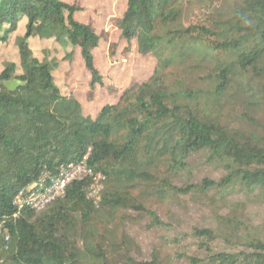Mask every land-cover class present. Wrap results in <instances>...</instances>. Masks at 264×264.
Instances as JSON below:
<instances>
[{
  "label": "trees",
  "instance_id": "obj_1",
  "mask_svg": "<svg viewBox=\"0 0 264 264\" xmlns=\"http://www.w3.org/2000/svg\"><path fill=\"white\" fill-rule=\"evenodd\" d=\"M80 11L64 0H0V45L24 29L21 74L15 62L0 73V224L9 234L0 264H167L158 252L134 258L140 248L120 226L151 218L160 227L154 206L177 197L199 199L215 220L193 228L191 264H264V223L250 227L246 216L264 205V0H127L121 38L156 66L94 117L29 48L32 38L66 37L90 89L104 87L94 57L101 36L76 19ZM11 79L25 85L9 91ZM200 154L223 170L218 180L189 178ZM86 156L104 177L98 204L85 179L47 209L15 217L20 189ZM233 189L248 199L230 204Z\"/></svg>",
  "mask_w": 264,
  "mask_h": 264
},
{
  "label": "rangeland",
  "instance_id": "obj_2",
  "mask_svg": "<svg viewBox=\"0 0 264 264\" xmlns=\"http://www.w3.org/2000/svg\"><path fill=\"white\" fill-rule=\"evenodd\" d=\"M64 1L80 6L82 11L76 14V19L92 24L101 36L94 57L104 87L98 85L95 90L90 89L91 77L84 67L80 51L73 48L66 37L51 40L32 38L29 40V48L34 57L53 65L55 84L62 94L74 96L81 103L84 114L94 117L105 104H116L124 90L145 82L153 74L156 60L151 55L141 56L135 43L129 46L121 38L116 22L123 16L127 0ZM23 35L24 29H19L8 44L0 45V73L5 63L15 62L18 65V74H21L16 41ZM72 52L73 58L69 59L67 56ZM190 173L189 178L193 181L202 178L218 180L224 174L216 164L208 165L201 154L193 157ZM226 195V201L230 204L248 199L239 189L228 191ZM149 203L151 199L147 201ZM154 207L160 227L153 228L151 218L137 224L120 226V231L127 233L140 248V256L134 254L133 257L137 260H149L154 252H158L162 258L168 259L167 264H191L187 257L198 252L191 233L193 228L215 226L211 209L202 205L199 199L189 197H177L164 205ZM246 216L250 227L263 224L264 205H249ZM179 254L183 256L181 259L177 257ZM112 257L110 254V259Z\"/></svg>",
  "mask_w": 264,
  "mask_h": 264
},
{
  "label": "built area",
  "instance_id": "obj_3",
  "mask_svg": "<svg viewBox=\"0 0 264 264\" xmlns=\"http://www.w3.org/2000/svg\"><path fill=\"white\" fill-rule=\"evenodd\" d=\"M87 160L88 156L82 161L64 164L55 175L44 172L36 182L20 189L13 198L15 217L25 209L37 212L47 209L53 202L65 196L66 189L72 182L85 179L92 180L88 196L98 204L104 188V177L95 173ZM2 230L0 224V239L4 237L8 241L9 234Z\"/></svg>",
  "mask_w": 264,
  "mask_h": 264
},
{
  "label": "water",
  "instance_id": "obj_4",
  "mask_svg": "<svg viewBox=\"0 0 264 264\" xmlns=\"http://www.w3.org/2000/svg\"><path fill=\"white\" fill-rule=\"evenodd\" d=\"M4 87H6L9 91H16L20 87L24 86L25 83L22 81H19L17 79H11L7 82H3Z\"/></svg>",
  "mask_w": 264,
  "mask_h": 264
}]
</instances>
